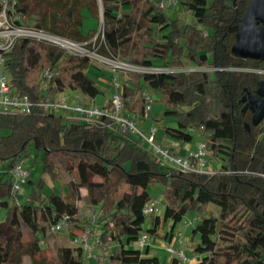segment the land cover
Wrapping results in <instances>:
<instances>
[{
  "label": "trees",
  "instance_id": "obj_1",
  "mask_svg": "<svg viewBox=\"0 0 264 264\" xmlns=\"http://www.w3.org/2000/svg\"><path fill=\"white\" fill-rule=\"evenodd\" d=\"M248 1L178 0L192 14L189 22L176 9L178 4L168 18L157 0H100V22L98 0H14L15 24L86 42V48L93 47L104 57L145 68L125 73L119 91L124 112L146 123L141 92H158L164 115L178 124L176 136L188 143L193 130H199L208 161L219 168L206 172L163 167L137 136L43 109L44 96L54 97L65 89L87 94L90 86L85 81L93 83L87 75L91 58L31 37H17L4 54V67L12 91L27 95L32 108L28 114L0 115V162L6 163L0 171V207L6 208L0 220V264H18L25 254L32 264H56L43 246L50 227L63 214L77 224L73 200L53 190L43 194L30 176L24 182L30 187L23 201L20 190L13 193L9 170L31 154L42 163V171L54 178L76 170L75 187L86 189L87 207L101 210L94 237L97 252L93 250L91 256L94 264H160L157 256L148 254L149 245L133 246L141 231L155 233L161 223L158 214L141 212L152 199L147 190L151 182L164 185L163 220H172L165 235H171L184 216L198 217L192 223V233L198 235L192 250L198 257L195 264H264V117L251 124V112L242 110L240 101L244 88L252 91L264 77L260 72L264 58L231 51ZM84 8L99 18L98 28L86 34L81 29ZM187 62L195 68L184 69ZM157 65L160 69H153ZM44 70L53 75L43 92ZM95 89L88 95L95 97ZM169 150L176 152L173 147ZM210 204L218 207L217 213L208 210ZM60 261L87 264L75 245L60 248ZM170 261L180 264L176 256Z\"/></svg>",
  "mask_w": 264,
  "mask_h": 264
},
{
  "label": "built area",
  "instance_id": "obj_2",
  "mask_svg": "<svg viewBox=\"0 0 264 264\" xmlns=\"http://www.w3.org/2000/svg\"><path fill=\"white\" fill-rule=\"evenodd\" d=\"M2 8L0 10V115L1 114H28L32 108V102L27 95L16 94L12 91L9 75L4 67V54L13 45L14 40L17 37L25 36L31 37L36 40L57 45L65 49L69 53L89 54L86 51H90L85 47L86 42H77L67 37H63L57 34L50 33L44 29L36 28L32 26H20L13 21V5L14 0H1ZM157 7L159 9H165L174 7L178 4V0H157ZM94 52L95 49L92 48ZM97 53V52H96ZM98 54V53H97ZM100 55V54H98ZM102 56V55H100ZM104 57V56H102ZM107 58V57H104ZM114 61H122L130 66L143 68L140 66L129 64L121 59H111ZM115 68V67H113ZM143 69H133L128 71H143ZM53 72L50 70H44L41 78V90L44 92L47 88V83ZM152 91L142 90L141 94L146 100L145 112L150 108L152 102ZM40 105L47 111L55 113H61L64 117H76L81 121L89 124H96L99 126H105L110 130L122 134H136L141 143L156 157H158L162 164L169 167L179 169L181 171H206L212 172L207 166L209 161L207 159V151L205 144L201 138L196 140L195 147L186 148L184 154L177 152H171L169 147L162 146L158 142L155 132L156 128L152 125L142 124L141 121L136 120L135 116L124 112L123 100L119 92H113L109 98L99 105L95 102L94 97L87 96L83 92L78 90H71L70 93L64 91L58 92L54 97L44 96ZM147 113V112H146ZM144 126H147V131H144ZM207 166V169L204 167ZM206 168V167H205ZM217 170V169H216ZM12 180L13 193L20 190L21 185L30 176V170L25 166L23 160L17 161L9 170ZM14 201L17 203L18 199L13 195ZM160 199H150L143 204L141 212L145 216L155 214L159 205ZM86 220L87 225L82 228L79 234L73 233L72 241L76 247H78L84 257H91L93 255L94 237L97 234L96 219L101 213L98 208L90 209L86 208ZM195 218L190 219L188 222L193 223ZM72 224L68 221V216L63 214V218L50 227L51 232H57L62 229L72 230ZM89 236V237H88ZM148 232L141 231L135 240V246L143 248L149 245ZM182 241V239H180ZM184 244V242H183ZM167 250L174 254L182 263L187 264L190 260L182 248H173L171 245L167 246ZM196 255V254H195ZM197 257V255H196Z\"/></svg>",
  "mask_w": 264,
  "mask_h": 264
},
{
  "label": "rangeland",
  "instance_id": "obj_3",
  "mask_svg": "<svg viewBox=\"0 0 264 264\" xmlns=\"http://www.w3.org/2000/svg\"><path fill=\"white\" fill-rule=\"evenodd\" d=\"M210 1V0H209ZM176 9L181 10V14L184 15V17L191 22L193 20V16L190 12L184 11L180 4L176 6ZM165 12L168 15V18L173 17L175 14V8L169 7L164 9ZM83 14V21L81 25V29L83 33H87L91 29H97L99 26V18L90 15L88 10L84 8L82 10ZM93 39V38H92ZM93 48V47H92ZM89 49L90 51H86L89 54V57L91 58V65L87 69V75L90 79H92L93 83H89L86 80L85 84L88 86V92L87 96L91 91H93V86L96 88V94H95V102L99 105H101L106 98H109L113 92H119L121 84L124 80L125 73L128 70L133 69H143L138 68L135 66L127 65L126 63L122 61H114L107 58H104L100 55H98L93 50ZM184 60H187L185 56H183ZM115 67V68H113ZM195 67L190 64L186 63L184 66V69H194ZM153 69H160L157 66H155ZM264 74V70H260ZM94 84V85H93ZM98 89V91H97ZM71 89H65V93H70ZM152 93V102L150 103V108L146 111L147 112V125H152L156 128V138L159 143L162 144L164 147H171V145H168V143H179L181 140L176 136V134L180 133V129L178 127V124L172 116L164 115V105L162 100L160 99L158 92H151ZM144 131H147V126H144ZM134 137H136V134H132ZM201 137L199 130H193V140L186 144L187 146L195 147L196 140ZM176 148L175 146L173 147ZM179 147V151H180ZM23 162L26 167L30 170V179L34 181V187L36 190H39L43 192V194L50 192L51 190L60 192L66 199L73 200L74 204L77 206V214L75 216V222L76 225L72 224V230L64 231V229L57 231V232H50L46 235L43 246L46 247L45 252L46 256L49 258V260L55 262L56 264H61L60 261V248L65 245L74 246V243L72 241V235L73 233L79 234L83 227L87 225L86 220V208H87V193L86 189L83 187H75V177H76V170L73 172L65 173L62 172L60 177H52L51 173L49 171H42V163L39 160H34L33 155H29V157H26L23 159ZM164 167L165 165L162 164ZM210 170H216L219 168V164L216 162L210 161L207 165ZM207 166L204 167V169H207ZM6 167V163L0 162V171H3ZM29 184L26 182L22 185L20 189V198L21 202L23 201L26 193L29 191ZM164 188V185L161 182H151L147 185V190L151 195L152 199H161L162 196V190ZM124 190V186L121 185L120 191ZM23 193V194H22ZM12 202V200H10ZM11 204V203H10ZM60 209H63V206L60 207ZM5 207H0V220L5 217ZM165 206L163 204L159 205V209L156 212V214L159 215L161 219V223L158 226L155 233L148 232L149 236V255H155L158 257L160 264H171L169 263V260L171 259L174 254L170 253L167 250V246L171 245L173 248H182L185 250V253L188 257L193 256V246L194 243L198 240V235L192 233V227L193 224L189 223L188 221L192 219L191 216H184L183 219L178 222L174 228V236L172 241H170L165 233H168L172 226V220L170 218H167L163 220V217L165 215ZM208 210H212L215 213L218 212V207L214 204H210L208 207ZM196 221L198 220V217H196ZM149 226L148 218L144 222V227ZM73 232V233H72ZM165 235V236H164ZM89 237V236H88ZM182 239V241H180ZM184 242V244H183ZM128 244V243H127ZM130 244V243H129ZM128 244V245H129ZM131 246V245H130ZM133 246H135L133 244ZM78 250H80L78 248ZM94 252H97V248H95V245L93 246ZM84 260L87 264H94L95 258L94 257H84ZM18 264H32V258L25 254L18 258ZM180 263L181 260H180ZM191 260L187 264H190ZM185 264V263H184Z\"/></svg>",
  "mask_w": 264,
  "mask_h": 264
},
{
  "label": "water",
  "instance_id": "obj_4",
  "mask_svg": "<svg viewBox=\"0 0 264 264\" xmlns=\"http://www.w3.org/2000/svg\"><path fill=\"white\" fill-rule=\"evenodd\" d=\"M100 22L102 9L100 0ZM231 51L241 57L262 60L264 58V0H249L239 21L236 31V40L231 46ZM245 94L240 101L242 110L247 106L253 110L251 124L255 125L264 117V78L257 80L256 87L251 91L244 88ZM249 129V123H245Z\"/></svg>",
  "mask_w": 264,
  "mask_h": 264
},
{
  "label": "crops",
  "instance_id": "obj_5",
  "mask_svg": "<svg viewBox=\"0 0 264 264\" xmlns=\"http://www.w3.org/2000/svg\"><path fill=\"white\" fill-rule=\"evenodd\" d=\"M168 145H171V147H176L174 150L177 152V153H180V154H184L185 151H186V148H187V145L186 144H183V142H179V143H168ZM179 147L180 148V151H179ZM188 147H191V146H188ZM193 148V147H191ZM171 235H168L167 238L172 241L173 239V236H174V232L173 230L171 231ZM165 236V235H164ZM191 260V263L190 264H195L196 262H198V257H196V255L193 253V256L190 258ZM169 263H171V261L169 260ZM180 264H184V263H180Z\"/></svg>",
  "mask_w": 264,
  "mask_h": 264
},
{
  "label": "flooded vegetation",
  "instance_id": "obj_6",
  "mask_svg": "<svg viewBox=\"0 0 264 264\" xmlns=\"http://www.w3.org/2000/svg\"><path fill=\"white\" fill-rule=\"evenodd\" d=\"M263 78H264V77H263ZM254 89H255V88H254ZM254 89H253V90H254ZM253 90H252V91H253ZM244 110H249V111L251 112V116H250V120H251V117H252V114H253V110H251V109L249 108V106H247ZM262 119H263V118H262ZM262 119H261V120H262ZM261 120H260V121H261Z\"/></svg>",
  "mask_w": 264,
  "mask_h": 264
}]
</instances>
